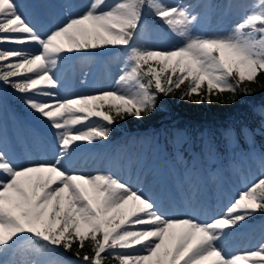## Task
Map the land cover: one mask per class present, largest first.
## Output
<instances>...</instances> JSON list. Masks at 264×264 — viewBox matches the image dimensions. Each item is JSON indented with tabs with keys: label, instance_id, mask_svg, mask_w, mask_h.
Instances as JSON below:
<instances>
[{
	"label": "snow or ice",
	"instance_id": "1",
	"mask_svg": "<svg viewBox=\"0 0 264 264\" xmlns=\"http://www.w3.org/2000/svg\"><path fill=\"white\" fill-rule=\"evenodd\" d=\"M145 15L182 42H139ZM200 15L165 0H90L87 9L41 34L17 0H0V84L53 130L54 160L17 164L0 150V264H66L91 244L80 264H264V242L229 253L219 246L243 222L264 213V173L206 220L171 216L155 200L111 173L70 172L65 160L81 142L107 141L116 119L141 118L187 82L179 96H211L255 83L264 74V0H253L231 32L196 35ZM120 47L115 90L60 97L55 71L69 55ZM209 99L204 100V92ZM245 95L252 90L243 89ZM99 121V122H97ZM23 242V243H21ZM11 255L14 259H4Z\"/></svg>",
	"mask_w": 264,
	"mask_h": 264
},
{
	"label": "rangeland",
	"instance_id": "2",
	"mask_svg": "<svg viewBox=\"0 0 264 264\" xmlns=\"http://www.w3.org/2000/svg\"><path fill=\"white\" fill-rule=\"evenodd\" d=\"M109 2H114V0H109ZM165 2L191 6L200 15V22L194 34L215 35L217 30L215 23L224 20L223 24L231 32L240 16L249 10V5L253 0H165ZM17 3L20 5V11L37 31L45 34L70 16L82 14L87 9L90 0H17ZM192 4L194 5L192 6ZM139 42L145 47L167 49L179 46L182 41L168 32L157 19L151 15H145ZM106 53L110 56L101 58V55ZM92 58L95 60L92 61ZM88 59L89 62L85 63ZM124 59V51L120 47L69 55L60 63L58 69L72 65L78 67L76 72H80L81 68L82 71H85V66L95 68L91 71L86 70L83 74L81 72L76 74L75 77L77 75L79 77H74L73 80L71 79L73 76L70 77L69 73L61 74L58 71L55 76L59 82L57 89L60 91L57 92L56 89L55 91L60 94L66 86L68 93L72 88L70 96L77 95V93L87 94L90 87L97 84H106L108 86L106 90H115L119 87L117 81L122 75ZM95 64L96 66H94ZM247 83L241 84L243 89L246 88ZM186 87L187 82L168 96L160 94V98L161 100L173 98L176 103L182 102L185 106L188 105L195 109L198 105L208 107L211 104L208 102L198 103L200 97L196 95L180 100L179 96ZM75 90L76 93L73 94ZM201 91L205 93L204 100L207 101L209 97L206 94V87ZM225 95L227 92L214 94L211 96V100L221 96L225 97ZM235 108L238 109V107ZM253 111L259 119L256 127L245 130L242 137H238L233 129H227L220 136L221 140L227 142L226 145L223 143L220 144L221 146L218 144L204 145L205 140L193 142L188 138L186 146L183 145V148H180L181 140L173 145L168 137L160 135V133L157 134L158 128L156 127L152 129L143 126V128H136L132 132L121 127L123 135L131 138L132 143L128 149H124V145L120 144L112 146V142L108 140L94 144L81 142L80 147L65 160V164L71 160L78 162L84 159L91 152V147L98 148V152L93 156L94 159L116 167L131 165L130 168H134L137 161L146 157L147 164L155 165L150 169V173L160 177V181L167 191H170L171 186L189 187L191 181L198 190L208 187L209 197L207 198L205 193L202 198H207L205 204L220 213L245 185L264 173V105L255 106ZM24 116L28 122L23 119ZM117 121L120 122V119H116ZM0 141L4 144L0 146L3 148L7 147L8 142L21 143V150H35L40 157L44 155L47 161L54 160L58 152L53 130L48 128L42 119L27 110L10 87L2 84H0ZM185 150H188V153H185ZM12 154L15 152L12 151ZM18 156L22 160L26 159L24 154H17ZM36 161L44 160L41 158ZM27 162L33 161L28 159ZM107 172L115 176V173L110 169ZM196 180H199L197 184ZM200 184L207 186L202 185L200 188ZM211 213L213 214V212ZM249 226H255L256 230L262 231L263 236L260 241L264 242V213L255 214L232 231L229 234L233 236L232 241L240 239L242 231ZM76 250V245H73L72 251L69 252H64L61 249L60 258L66 264H80L82 257L75 255ZM83 250L92 255L89 242H85Z\"/></svg>",
	"mask_w": 264,
	"mask_h": 264
},
{
	"label": "bare ground",
	"instance_id": "3",
	"mask_svg": "<svg viewBox=\"0 0 264 264\" xmlns=\"http://www.w3.org/2000/svg\"><path fill=\"white\" fill-rule=\"evenodd\" d=\"M194 4H192L193 6ZM50 22V21H48ZM223 21H219L215 23L216 25V34H228L230 32V29L223 24ZM55 23V22H50ZM76 55V54H75ZM109 54H102L101 58L108 57ZM94 58L91 60L93 61ZM95 60V59H94ZM89 62V59L85 61V63ZM84 63V64H85ZM96 66V64L94 65ZM84 67V65H83ZM95 67H86L84 68L85 71H82L81 68L80 72L83 74L86 72V70L91 71ZM78 69L75 65L70 66H63V68H59L57 70H54L55 73L58 71L61 74L69 73L72 80L74 79L76 74H80V72H76L75 70ZM84 76V75H83ZM79 75H77L75 78H78ZM85 77V76H84ZM106 84H97L92 85L90 87L87 94H93L95 92L104 91L107 89ZM57 92H59V89H56ZM71 89H69V93L67 92L66 86L64 89L61 90V93L59 94L60 97H68L71 95ZM76 93V90L73 91V94ZM77 95H80L77 93ZM15 142H8L6 145V148H1L0 150L5 151L9 154V157L17 164H27V160L35 162L36 160H41V158L44 161H47L46 157L42 155V157L39 156L37 151H31L28 150H21V143L14 144ZM4 145L0 141V146ZM3 147V146H2ZM12 151L19 154H24L25 158L22 161H20L17 157V154H12ZM90 153L87 157L84 159L77 161L71 160L67 164H65L66 170L70 172H76V173H83V174H96V173H108L107 171L110 169L115 173V177L120 179L121 181L127 183L134 189H139L141 192H143L146 196L152 198L155 200L158 204V206L167 214L171 216H192L193 218H196L198 220H206L207 218L219 214V212H216L215 209L212 207L210 208L209 205H206V200L209 197V190L208 187L198 190L197 186H193V182H190V186H171L170 191H167V188L161 183L160 177L155 176L153 173H150V169L153 168L154 164H147L146 157H144L142 160L137 161V163L134 164V168H130L131 165H123L120 167L111 166L110 163H104L101 161H98L93 158V156L98 152L97 147H91ZM34 152V153H32ZM80 167V168H79ZM79 168V169H78ZM133 171V172H132ZM199 180H196L195 183L197 184ZM203 186H207L205 184H202ZM202 185L200 184V188H202ZM206 193L207 198L203 199L202 195L204 196ZM213 212V214L211 213ZM242 235L240 239L236 241L233 240L232 235H228L225 237V239L221 240L219 242V246L226 249L229 253H237V252H244L247 250H254L258 247L259 244H261V238L263 236L262 231L256 230L255 226H249L246 227L242 231ZM4 259H14L16 257H12L11 255H8L3 257Z\"/></svg>",
	"mask_w": 264,
	"mask_h": 264
},
{
	"label": "trees",
	"instance_id": "4",
	"mask_svg": "<svg viewBox=\"0 0 264 264\" xmlns=\"http://www.w3.org/2000/svg\"><path fill=\"white\" fill-rule=\"evenodd\" d=\"M245 87L252 90L251 95H245L241 85L235 96L227 92L225 97L221 96L211 100L208 107L198 105L196 109L188 105L185 106L182 102L176 103L173 98L161 100L159 95L156 104L157 110L154 109L139 119L131 117L128 120V125L131 128L136 123H139L141 127H157L159 129L166 127L174 136L181 131L192 129V134L196 137L199 132H204L205 136L207 134L219 135L227 128L234 126L236 124L234 122H237L238 127L246 125L253 127L258 118L251 110L255 105L264 104V74H261L255 83H247ZM235 107L238 109L236 110ZM110 135L118 137L120 133L111 127ZM84 253L85 250H82L80 256H83ZM104 264H116V262L108 257L104 260Z\"/></svg>",
	"mask_w": 264,
	"mask_h": 264
}]
</instances>
